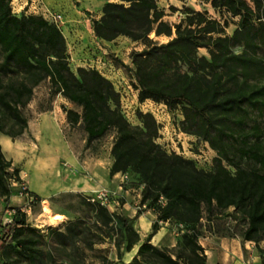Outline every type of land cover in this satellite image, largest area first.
<instances>
[{
  "label": "trees",
  "instance_id": "1",
  "mask_svg": "<svg viewBox=\"0 0 264 264\" xmlns=\"http://www.w3.org/2000/svg\"><path fill=\"white\" fill-rule=\"evenodd\" d=\"M103 1L101 16L93 21L96 39L126 38L143 46L130 55L131 85L139 102L164 104L171 113L180 110V130L216 153L211 170L160 145L161 128L152 114L138 112L140 125H132L112 82L96 69L81 67L75 73L61 29L39 15L15 14L13 0H0V112L19 131L6 132L0 117V132L14 138L24 134L28 120L22 109L48 80L51 98L61 95L81 108L62 109L71 128L83 127L87 144L115 133L110 173L127 174L123 186L135 184L140 191L145 209L135 218L148 211L156 215L152 233L141 243L135 218L87 199L97 224L110 233L117 228L126 253L139 246L124 264H207L200 244L204 213L210 217L225 209L244 220V241L264 242V0H206L223 21L185 7L177 24L165 21L159 0ZM233 19L238 22L229 35ZM152 35L168 41L160 43ZM11 166L0 144V198L11 197ZM10 212L0 229V264H33L44 236L27 223L23 211ZM162 224L178 228L174 253L151 243ZM80 231L79 224L70 223L50 235L67 247ZM260 251L264 264V247ZM12 252L19 257L4 262Z\"/></svg>",
  "mask_w": 264,
  "mask_h": 264
},
{
  "label": "rangeland",
  "instance_id": "2",
  "mask_svg": "<svg viewBox=\"0 0 264 264\" xmlns=\"http://www.w3.org/2000/svg\"><path fill=\"white\" fill-rule=\"evenodd\" d=\"M103 2L28 0L24 9L33 13L39 9L40 3L45 9L61 14V31L67 42L71 69L75 73L81 67L100 70L122 94L125 117L132 125H140L138 112L152 113L161 128L158 140L160 145L169 152L195 161L201 169L211 170L216 153L208 144L180 130L183 121L180 110L171 113L163 105L151 101L139 102L137 93L131 87L134 76L130 55L133 51L142 50L143 46L126 38H119L113 43L96 39L93 21L101 16ZM159 6L166 11L165 21L170 24L180 22L185 7L206 12L213 19L223 21L222 16L206 0H159ZM15 8L18 9L17 6ZM230 22L227 33L232 35L238 19ZM151 38L160 43L168 41L166 37L158 38L155 35ZM205 53V50H200V54ZM64 106L81 110L78 106L68 104L61 95L51 98V85L48 80L43 82L35 89L32 101L22 109L23 116L28 120L24 134L16 138L7 136L12 141V151L4 143L3 146L1 144L5 158L12 162V166L8 169L7 181L11 197L0 198V229L9 222L10 209H18L26 214L27 223L44 236V242L38 247L37 260L33 264H72V259L82 264H124L134 254L126 259L119 231L115 228L110 233L97 224L96 212L87 199L101 187L117 191L121 197L117 212L123 217L132 218L139 211L140 191L135 184H129L123 186L129 188L123 194L124 189L118 188L121 186L119 182L122 184L121 178L117 184H113L110 169L115 133L110 132L104 138L87 144V134L83 127L78 125L71 128L68 125L62 109ZM0 117L3 118L6 132L14 135L19 131V126L4 118L1 112ZM3 136L6 135L0 132V139ZM70 152L72 157L68 156ZM23 184L28 194H21ZM148 212V219H144L141 225L134 219L139 231L142 225L149 222L153 225L156 220L154 213ZM70 223L79 224L81 231L67 247H62L50 235V230H65ZM161 227L155 234L157 238L154 244L161 249L176 252L178 228L173 224H162ZM245 229L244 220L234 214L233 209H225L210 217L204 213L200 244L205 249L207 264H262L260 249L264 247V242L244 241ZM17 257L19 255L12 252L9 258L5 257L4 262ZM23 264H27V261Z\"/></svg>",
  "mask_w": 264,
  "mask_h": 264
},
{
  "label": "built area",
  "instance_id": "3",
  "mask_svg": "<svg viewBox=\"0 0 264 264\" xmlns=\"http://www.w3.org/2000/svg\"><path fill=\"white\" fill-rule=\"evenodd\" d=\"M32 3H31V7H32ZM16 6L14 5V0L12 2V8H13V12L15 14H21L23 13V10L21 11H17V8H15ZM39 9H37L36 11H33V13H29L28 11L24 12L25 14H32V15H39L44 17L47 21H49L50 23L55 24L59 29H61V25L63 23V16L61 14L58 13H53L48 9H45L43 6L40 5V3L38 4ZM37 8V7H36ZM91 69H95V68H91ZM98 70V69H96ZM103 76H105L100 70H98ZM106 77V76H105ZM107 79H109L108 77H106ZM110 80V79H109ZM111 81V80H110ZM112 82V81H111ZM112 84L114 85V83L112 82ZM116 91L120 94L121 96V110L122 113L125 115V107H124V103H123V97L122 94L118 91V89L116 88V86L114 85ZM132 89L137 93L138 96V90H136L132 85H131ZM145 102H150V100L145 101ZM143 102V103H145ZM153 102V101H151ZM155 103V102H153ZM158 104V103H155ZM159 105H163L164 104H159ZM166 108V106H165ZM167 109V108H166ZM152 114V113H150ZM153 115V114H152ZM154 116V115H153ZM121 175V180H122V185H121V190L124 189L123 185H125L127 183V181L129 180V176L127 174H120ZM124 191V190H123ZM28 194V190L26 187H24V184L22 185V192L21 194ZM91 202H99L101 205L107 207L110 211L112 212H117L118 211V207L120 206V193L117 191H111V190H107V189H101L99 191H97L94 195L89 197ZM141 198V195H140ZM141 209H145V206L141 207L139 205V210Z\"/></svg>",
  "mask_w": 264,
  "mask_h": 264
},
{
  "label": "crops",
  "instance_id": "4",
  "mask_svg": "<svg viewBox=\"0 0 264 264\" xmlns=\"http://www.w3.org/2000/svg\"><path fill=\"white\" fill-rule=\"evenodd\" d=\"M26 1V2H25ZM103 1V0H102ZM27 3H28V0H14V5L15 6H17L18 7V9H17V11H21V10H23L24 8H25V6H27ZM104 3H105V1L101 4V9H102V7H103V5H104ZM27 10H23V12H26ZM104 43H107V42H104ZM111 43H113V42H111ZM66 102H68V101H66ZM68 104H71V103H69L68 102ZM3 143H4V145H6V148L9 146V145H12V141L10 140V138L9 137H7V136H3V138L2 139H0V144H2V146H3ZM68 156L69 157H72L73 155H72V152H70L69 154H68ZM113 177V184H117L118 182H119V180H120V178H121V175L120 174H116V175H113L112 176ZM120 184L119 185H122L121 184V182H119ZM101 188H104V187H101ZM100 188V189H101ZM118 188H119V190H121V186H118ZM99 189V190H100ZM128 192V190L127 191H123V194H126ZM139 192V191H138ZM139 197H140V195H139ZM146 213V212H145ZM148 214H150V212H147V214H142V215H140V216H138L137 218H136V223L137 224H142V222H143V220L145 219H148L147 218V215ZM155 215V214H154ZM136 216H137V214H136ZM135 216V217H136ZM135 217H132V218H135ZM155 218H156V215H155ZM167 224H165V226H166ZM143 227L141 228V230L139 231L137 228H136V225H135V228H136V230L138 231V233H139V235H140V238H141V243H143L145 240H146V238L148 237V235L151 233L150 232V230H151V228H152V222H149L148 224H146V225H142ZM161 229L163 230L164 229V227L162 226L161 227ZM157 237L156 236H154L153 238H152V241H151V243L153 244V245H155L154 244V242H155V239H156ZM155 246H157V245H155ZM138 248H139V246H136L131 252H128V253H126V259H127V257L129 256V255H131V254H134L130 259H128V260H126V263H129L135 256H136V254H137V251H138Z\"/></svg>",
  "mask_w": 264,
  "mask_h": 264
},
{
  "label": "bare ground",
  "instance_id": "5",
  "mask_svg": "<svg viewBox=\"0 0 264 264\" xmlns=\"http://www.w3.org/2000/svg\"><path fill=\"white\" fill-rule=\"evenodd\" d=\"M7 148H8L9 151L13 150L12 145H9Z\"/></svg>",
  "mask_w": 264,
  "mask_h": 264
}]
</instances>
